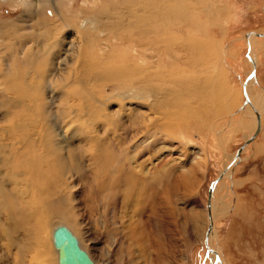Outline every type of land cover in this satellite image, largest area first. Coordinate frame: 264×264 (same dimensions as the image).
I'll use <instances>...</instances> for the list:
<instances>
[{"label": "rangeland", "instance_id": "rangeland-1", "mask_svg": "<svg viewBox=\"0 0 264 264\" xmlns=\"http://www.w3.org/2000/svg\"><path fill=\"white\" fill-rule=\"evenodd\" d=\"M30 1L32 4L33 2L36 4L33 7L37 10L36 13H31L28 8H24L25 5L21 4L20 0H0V23L15 22V26H18L14 32L8 34L5 40L1 41L0 37V46L4 48V58H1L2 51L0 49V75L3 76V79L10 80L19 67L23 66L20 52L23 51L22 46L24 45L20 43L31 41L40 44L43 42L44 37L40 35L41 25H38L39 19L49 24V27L52 26L53 32L55 31L54 33L57 35L55 38H51L50 42L46 39L45 43L52 44L57 39H61V41L63 39L64 42L62 41L58 50L53 51V61L49 75L46 76L45 89L37 91L32 99L28 100L32 101L35 98L32 102L36 103H32L34 107L31 108L34 111L36 108L38 111L35 116L31 110L24 113V108H13L6 100L0 99V136L4 137L0 143L2 142L5 147V144L9 143L1 129L11 130L14 124L23 118L30 119L28 121L31 123L30 127L33 128H21L18 135L30 134L33 129L40 128L41 134L43 136L47 134V139H50L49 133L52 134V130L49 127V122H51L56 129L64 128L62 131L66 135L61 132L60 135L67 137L65 143L60 147L52 145L51 139L48 145L49 150L53 151L56 158H61L57 165L58 173L59 169L64 166L65 168L61 170L58 177L51 179L52 182L55 180L53 183L55 190H51L48 197L42 198L40 203H36L38 207L47 211L45 219L41 217V214H33L31 207L16 193L11 196L8 191L11 187L7 185L6 180H2L7 187L3 189L0 196L1 204H3L2 212L0 210V227L3 226L11 231L10 237L15 238L16 243L20 245L27 243L26 248L30 251L29 248L33 247V241L29 239L30 231L26 232V229L35 226L37 227L36 234L45 236L48 223L56 225V223L68 221L67 217L70 212L67 211L69 209L67 207L71 205L72 208L74 207L73 212L76 214L77 225L71 224L80 234L83 247L92 255L97 264H220L211 259L205 251L204 241L209 224L206 206L208 187L211 181L215 180L233 161L237 147L254 131L250 112L253 109L255 112V108H257L262 115L263 128L255 136L251 145L242 151L241 160L234 166L231 174L223 179L225 182L217 188L212 201L214 203L212 210L218 213L215 224L216 235L220 252H223L226 257V264H264V94H257L255 101H251L248 105L249 113H235L245 101L243 85L251 72L250 51L245 36L252 31L264 32V0ZM156 1L160 3L156 4ZM48 2L49 4H47ZM177 2H179V8L176 13L173 16L164 17L167 8L170 5L176 6ZM132 8L139 14L137 17L126 16L125 12ZM140 9L143 10H141L142 13ZM58 10L60 11L58 12ZM104 12L121 20L116 23V26L111 25L107 29L101 28L98 30L100 34L98 33L97 36L86 31L85 25L82 24L80 27L79 23L83 18H100L105 14ZM183 15L186 20L181 18ZM140 16H143V19ZM81 17L82 19H80ZM128 17L132 19L129 20ZM163 17L165 20L161 19ZM117 19L115 20L118 21ZM187 21L192 23H185ZM65 23L70 26H65L63 29L62 25ZM143 23L152 30L154 27L158 28L157 24L166 30L156 32L154 29L156 33L152 32L148 35L147 33H135L140 27L145 26ZM78 31L82 32L84 36L86 34L84 38L90 39V35L94 39H87V43L83 42L84 45L81 48L84 50L79 55L82 60L80 68L74 66L72 69L69 67L73 64L72 49L78 47L80 42L77 37ZM183 31L185 40H190L196 49L195 51L190 50L191 52L186 56L184 53L177 55L184 57L183 61L188 57H193L195 64L192 62L191 65L187 64L185 60L182 65L172 56L170 58L162 53L163 49L167 47L165 44L170 41L183 45ZM151 37L153 38L151 39ZM257 39H261V37ZM8 44H14L16 48L20 46V48L9 55L11 46ZM6 45L10 46L7 47L8 51L5 49ZM255 47L252 51L254 58L258 59L257 62L255 60L256 77L264 88V40L257 43ZM17 56L19 57L17 58ZM164 56L166 58L162 60ZM149 58H152L151 61L154 63L149 61ZM40 60L39 65L42 70L44 66L41 64L42 59ZM74 68L75 71L81 73L86 85L82 84L83 86L79 87L73 83L71 85V80L72 82L77 81V78L71 75ZM158 69L170 71V73L159 74ZM152 72L158 74L150 76ZM5 73L13 76L6 78ZM166 74L172 77L171 80L175 81L174 84L170 78L165 76ZM252 81V79L248 81L246 89L252 84ZM171 85L177 87L170 94L165 106L173 107L174 105L175 108L183 110H189L191 107L192 111H197V115L191 114L190 119L180 118L179 122L172 119L171 116L162 118V121L159 120L160 124L169 121L175 123L174 125L177 127L175 131L170 130L171 126L164 129L167 136H170L167 137L168 139L162 138V143L155 145L158 146L155 150L159 153H155L153 158L155 161L149 164L151 167V164H156L160 160L164 162L159 176L160 189L157 191L159 193L156 194L155 191L152 192L149 189L143 195L142 201L147 200L148 205H141V199L138 200L139 205L136 202L126 205L122 202V187L113 184L111 180L115 170L112 165L109 166L112 162H107L104 159L100 161L99 157L90 155L89 148L92 141L88 139L89 134L82 126L83 124L78 127L73 126L69 131L66 130L71 118V109L69 108L72 106L79 108L90 98V100L99 101L100 106L109 104L110 111L115 114L113 118L115 119L116 116L118 119L119 117V123L124 126L120 125L119 133L115 134L113 140L115 142L123 141V136L126 135L125 128H135L138 125L131 126V121L126 115L128 113L122 112L123 109L119 108L120 102L123 105H129L130 102H134L133 96H136V99H142L146 104H149L152 98L143 96L142 89L144 87H157L159 91H163V89L172 88ZM82 91L86 94L85 97ZM128 92H131L128 98L123 100L119 97V94ZM82 94L83 96H81ZM250 95L249 91V97ZM18 103L21 104V101ZM42 104L44 105L42 106ZM22 105L25 106V104ZM44 106L45 109L47 108L46 110ZM229 111L232 113L230 114ZM147 114L149 116V112ZM66 115H69L70 118H65ZM254 116L256 117L255 113ZM85 121L88 122V119L85 118ZM98 130L101 132L100 137L102 138H112L113 136L110 132H107L110 133L109 135L105 133L103 123L98 126ZM227 132L230 136L225 143H222L218 138ZM126 139L133 140L132 136H128ZM123 142L126 144L130 141ZM103 146H107V144ZM5 147L1 148L2 152L6 150ZM33 149L32 153L36 155L33 161L38 164L39 158ZM57 149L61 152L59 156L56 155ZM129 157H132V154ZM147 157L148 154L141 155L143 160ZM95 158L98 161H94ZM17 160L19 161V158L15 157L12 161L17 163ZM76 161H79L80 165L75 166L69 163H77ZM55 164L56 162L53 163V167ZM67 169L71 172L68 173ZM151 180L153 178L149 177L148 182ZM42 201H47V207L42 206ZM30 204L35 205V201L30 200ZM132 205L136 206L138 213L133 211ZM151 205L154 210L151 209ZM152 213L159 217L157 227H153L155 223L151 219ZM11 219L12 222H7ZM21 222L25 227L19 228V225H22ZM14 224L17 229H14ZM3 230V228L0 230V238ZM2 242L4 248L1 249L0 264H20L21 261H18V257L13 259L14 253L12 256L7 254L9 247L7 240L4 239ZM32 255L33 253L30 252V256Z\"/></svg>", "mask_w": 264, "mask_h": 264}, {"label": "bare ground", "instance_id": "bare-ground-1", "mask_svg": "<svg viewBox=\"0 0 264 264\" xmlns=\"http://www.w3.org/2000/svg\"><path fill=\"white\" fill-rule=\"evenodd\" d=\"M20 1H21V4L25 5L24 8L25 7L28 8V11H30L31 13H36L37 10L35 8H33L36 5V4H34V2L32 4V2L30 0H20ZM42 1L47 2L48 0H42ZM149 1H152V0H149ZM40 2H41V0H40ZM86 2H87V0H86ZM53 3H56V2H53ZM146 3H148V2H146ZM158 3H160V2H157L156 1V4H158ZM178 3L179 2H177V5L176 6L170 5V7L167 8V12H166V15H164V17H166L167 15L173 16L176 13V11L178 10V8H179L178 7L179 6ZM47 4H49V2ZM152 4H154V3H152ZM41 5L43 6V4H41ZM167 5H169V4H167ZM144 8H145V6H144ZM144 8H143V10H144ZM157 9H159L158 6H157ZM141 10L142 9H140V11ZM59 11L60 10H58V12ZM142 11H141V13H142ZM61 12L64 13L63 11H61ZM146 12H147V10H146ZM159 12L162 13L161 11H159ZM181 12H180V14H181ZM190 13H191V9H190ZM125 14H126V16H132V17H137L139 15L133 8L130 9V10L128 9L125 12ZM184 14H185V12H184ZM164 17L161 18V19H164ZM183 17H184V15L181 18H183ZM188 17L190 18V16H188ZM169 18H172V17H169ZM80 19H82V17ZM115 19H117V18H113L112 16H109L108 14L105 13V14L101 15L100 18H96V17H88V18L86 17L85 19L83 18V20L79 23V25H80V27H81L82 24L85 25L86 31L92 33L93 36H97L98 33L100 34V31H98V30H101V28H105V29L110 28L109 26H111V25L116 26V23H119V21L121 20V19L120 20L117 19L118 21H116ZM128 19H129V17H128ZM130 19H132V18L130 17ZM183 19L186 20L185 18H183ZM124 20H125V16H124ZM153 21H154V19H153ZM177 21H178V19H177ZM191 21H187L185 23H188V22H191ZM38 22H39L38 25H41L40 29L42 30V32L40 33V35H41V37H42V35L44 37L43 42H41L40 44H37L36 42H33L32 43L31 41L20 43L21 45L22 44L24 45V46H22L23 47V51L20 52V50H19V52H20V54H21V56L23 58V60L21 61V63H23V66L19 67V69L17 70V72H15V75L14 76L11 75V74H7L6 75V73H5L6 78H7V76H8V78H10L11 76H13V78H11L10 80L7 79V81H5L3 79V76L0 75V99L1 100H6L13 108H21V109L24 108L23 109L24 110V113H25V111L28 112V110H31L33 104L36 103V102L35 103L32 102L33 100H35V98L32 101H28V100L32 99V97L36 94L37 91H42L43 89H45L46 76L49 75L48 73H49V71L51 69L50 66L52 65V61H53V59H52V57H53L52 55H54L53 54V51L58 50V47H61L60 45H61V43L63 41V39L61 41V39L59 38L60 40L57 39L54 42L51 41V42H53L52 44H50L48 42L45 43L44 41L46 39L50 42L51 38H55L57 35L54 33L55 31L53 32L54 28L52 26L49 27V24H46L43 20L40 21V19H39ZM135 22H137V21H135ZM127 23H128V21H127ZM15 25H16L15 22L0 23V37H1V41L2 40H5L7 38V36H8V34L10 35L12 32H14L17 29L18 26L16 27ZM143 25H145V24L143 23ZM154 25H155V23H154ZM65 26H68L69 27L70 25L68 23H65V25L64 24L62 25V28L64 29ZM131 26H132V24H131ZM168 26H170V25H168ZM157 27L158 28H155L154 27L153 30H152V29H150V27L148 28L145 25L144 27H140V28L138 27L139 29L135 33H137V34L147 33V35H148V34H150L152 32L156 33L157 31L160 32V31L166 30L163 27H159V24H157ZM171 27H172V25H171ZM58 28H60V27H58ZM180 28H182V26H180ZM154 29H156V32L154 31ZM43 31H45V32H43ZM186 31H187V29H186ZM175 33H176V31H175ZM183 34H184V39H183L184 40V43H183V45H178L174 41H170V42L167 41L168 43L165 44V45H167V47L165 49H163V52L162 53L165 56L166 55L169 56V57L172 56L173 59L178 60V62H181L182 65L185 63V60H186L187 64H190L191 65V62L195 64L193 57H188L187 59H185L183 61L182 58H184V57H182L181 55H177L179 53H184V55L186 56L187 54H189V52L192 51V49H193V51H195V49H196L194 47L195 45L192 44V42L190 40H185V33H184V31H183ZM20 36H22V35H20ZM85 36H86V34H85ZM85 36H84V34L82 32L78 31L77 37H78V39H80V42L78 41L79 42L78 43V45H79L78 47L72 49L73 50V53H71V55H74V57H73V64L71 66L68 65L71 68L74 67V66H77L78 68H80V65L82 63V60H80L79 55L82 54L83 53L82 50H84L81 47H82V45H84L83 42L86 41V43H87V39H88V37L87 38H84ZM93 36H92V38H93ZM151 36H152V34H151ZM261 36L264 37V33H258V32H255V31L248 32L246 34V36H245V39L248 41V43H250V47H251V48L249 47V49L251 51V54L250 55L248 54V55H249L250 65H251V69L250 70L252 71V69H253L254 70V73L252 74L251 72H249L250 75L245 80V83L243 85L244 86L245 101L243 103V106L240 107L237 110V112H235V113H240V114H242V112L249 113L250 110L248 108V105L251 103V101L252 102L255 101L257 94H259V93H263L264 94V88L259 84V82L257 80V77H256V62L258 61V59L254 58L253 51H252L254 48H256L255 45L257 43H259L260 41L264 40V38H262ZM259 37H261V39H257ZM82 38H84V39H82ZM89 38L90 39H88V40H92V38L90 37V35H89ZM152 38L153 37H151V39ZM151 39H150V41H151ZM180 39H182V37H180ZM16 41L15 42L13 41V42L14 43H17ZM132 41L134 42V40H132ZM164 41H165V39H164ZM140 42H141V40H140ZM145 42H147V41H145ZM42 44H43V46H42ZM48 44H49V46H48ZM8 45H10V44H8ZM159 45L161 46V44H159ZM10 46H11V48L9 49V51H10L9 55L13 54L14 52H16V49H19L20 48V46H18L16 48V46L14 44H11ZM10 46H7L6 45L5 46V49L7 50V47H10ZM162 46H163V44H162ZM154 47H155V45H154ZM0 49L2 51L1 58H4V56H3L4 48L0 46ZM102 49H104V48H102ZM194 53H196V52H194ZM203 53H205V52H203ZM192 54H193V52H192ZM219 54L221 56V53H219ZM149 55H151V54H149ZM153 56L155 57V55H153ZM165 56L162 57V60L164 58H166ZM18 57L19 56H17V58ZM172 57H170V58H172ZM38 59L39 60L42 59V63L40 62L44 66V67H42V70L40 69V65H39V60ZM151 59L149 61H151ZM65 60H66V58L64 59V61ZM255 60H256V62H255ZM220 61H221V59H220ZM151 62H153V61H151ZM68 64H69V62H68ZM65 66L67 67L66 64H65ZM174 67H175V65H174ZM174 67H173V69H174ZM177 67H178V65H177ZM155 68L157 69V66ZM166 68H167V66H166ZM0 71H1V65H0ZM69 72H71V71L69 70ZM164 72L170 73V71H164L163 69H160L158 71L159 74H161V73L165 74ZM155 73L158 74L157 72H155ZM155 73L152 72L150 74V76H156ZM60 74H62V73H60ZM171 74H172V72H171ZM71 75L74 76L75 78H77V81H73L72 82V80H71V85L73 83V84L77 85V87H79L82 84H84V85L87 84V83L86 84L84 83V81H83L84 79H83V77H81V73L80 72L78 73L77 71H75V68H74V71H72V74ZM93 75L95 76V74H93ZM165 76L167 78H170V80L172 78L170 75L167 76V74ZM250 79L253 80L252 81V84H250L247 87V89H246V84L248 83V81ZM171 82L174 84L175 81L174 80H171ZM253 84H254V86H252ZM181 85H182V83H181ZM166 86H168V85H166ZM171 86H172V88H170V89H167L166 88L165 90L163 89V91H159L157 89V87L156 88H152V87H147L146 88V87H144V89L145 88L146 89L145 90L142 89V91L144 92V93H142L143 96H145L146 98H147V96H149L150 98H152V101L149 104H146V102H144V100H142V99L141 100L136 99L135 98L136 96H133L134 97L133 98L134 99V102H130L131 104H129V105H123L122 102H120L119 108H120V110L123 109V110H121L122 112H127L128 113L126 115H127V118L131 121V126L132 125H136V124L138 125V127H135V128L132 127L133 129L130 128V127L125 128L126 135L123 136L124 137L123 141H126V142L127 141H130L129 143H126V144H124V142L123 141H120V140L118 142H115L113 140V139H115L114 136L118 132V130H119L118 128H120V125L122 127H124V126L119 123V121H120V120H118L119 117H118V119L116 118V116H115V119L113 118L115 114L110 111L109 104H105L103 106H100V102L99 101L90 100L91 98L89 97L90 99H87L85 101V103H82L83 106L80 105L79 108H76L74 106H72L71 108H69V106H68V108L71 109V111H70L71 118H70L69 115H66L65 116V118H70V120L68 122L69 125H67V129L66 130L69 131L71 128H73V126L78 127L81 124H83L82 126L84 127V129H86V131L89 134V138L88 139L92 141V144H91V146L89 148L90 155L91 156H94L95 155L96 158L99 157L98 159H100V161H101V159H104L107 162H110V161L112 162L109 166L112 165V167H114L115 170H114L113 175L111 176V180H112L113 184H116L117 186L122 187V189H123L122 190V195H123V201L122 202L124 204H126V205L127 204H131L133 202H136V204L139 205V201L138 200H140V199H141V201H140L141 205H143V206L148 205V201L147 200L142 201L143 195L149 189L152 192L155 191L156 194L159 193V192H157L160 189V186H159V184H160L159 183V181H160L159 176H160L161 167L164 165V162H163V160H160V161L156 162V164H151V167L149 166V164L150 163H153V161H155L153 158L155 156V153L158 152L157 150H155V149H157L156 147H158V146H155V145H159L160 142L162 141L161 140L162 138L165 139L168 136H170V135L167 136V134L164 132V129H166L167 127L171 126V129H170L171 131L177 130V127L174 125L175 123H170L169 121H167L166 123H161L160 124L159 123V120H161L162 118H168V116L169 117L171 116L172 119H176L177 122H179L180 118L190 119L191 118L190 117L191 114L192 115L195 114V116L197 115V111H192V108L191 107H190L189 110H183V109L175 108L174 105H173V107L165 106V104L167 102V99L169 98L170 94L173 93L176 90V87H177L176 85H171ZM75 88H76V86H75ZM163 88H165V87H163ZM87 90H88V88H87ZM89 91H90V89H89ZM249 91L251 92L250 97H249ZM138 92H140V91H138ZM62 93H64V92H62ZM82 93H83V91H82ZM83 94H85V93H83ZM83 94L81 96H83ZM130 95H131V92H128V93H124V94H119V97L123 98V100H124V99H126V97L128 98ZM85 96H86V94L84 95V97ZM39 98H41V97H39ZM180 100H182V99H180ZM19 101H21V104L18 103ZM64 103H66V102H64ZM22 104H25V106L22 105ZM43 105L44 104H42V106ZM38 106H36V107H38ZM127 107H129V108H127ZM162 108H165V109H162ZM44 109H45V106H44ZM185 109H187V108H185ZM40 110H42V109H40ZM64 110H66V109H64ZM253 110H251L250 113L252 115H250V116H251V118L253 120V123H254V130L257 127H259V128L256 131V133L253 135L252 140L249 141L248 143H246L243 146V148L240 151L239 156L236 158V160L234 161V159H233V161H231L228 164V166L214 180L213 187H212V191H211V195H210V199H209L210 208H209V212H208V218H209L210 228L207 229V231H206V240L204 241V243L206 245L205 251H206V253L209 255V257L211 259H213L215 261H218L220 264H226V257L224 256V253L223 252H220V246L218 244V238H217V235H216V228H215L216 218L218 217V213H217V211L215 213L212 210V205L214 204V203H212V201L214 200V194H215L217 188L225 182L223 179L226 178V177H228L231 174V171L233 170L234 166L241 160V158H242L241 157L242 151H244V149L248 145H251V143L255 139V136L259 133L260 130H262V115H261V112L257 108H255V112ZM31 111L34 112V116H35V113L38 112V111H36V108H35V111L34 110H31ZM48 111H50V110H48ZM230 111H229V113L231 114L232 112H230ZM148 112H149V116L147 114ZM254 113H255L256 117L254 116ZM257 116H259V117H257ZM85 118L88 119V122L85 121ZM258 118H259V120H258ZM255 119L257 120V123H256V120ZM28 120H30V119L23 118V119L17 121L14 124V127L11 130H5L4 128L1 129V131L3 132V134L6 136V140H8L9 143L5 144L6 147L4 146V144L2 142L0 143V154H1L0 155V196H1V193L3 192V189L5 187H7V185L10 186L11 188L8 191L10 192V195L11 196H13L14 193H16L20 198H23L26 201V203H27V205L29 207H31V211H32L33 214H41V217H43L45 219L46 218V215H47V211L45 209H42L41 207H38L36 205V203H40L42 198L48 197L50 195V191L51 190H55V189H53L54 188L53 183L55 182V180H54V182H52L51 179L58 177V175L60 174L61 170L63 168H65V166H64L62 169H59V173H58L57 165L59 164V161L61 160V158L60 157H59V159H58V157L56 158V156L53 153V151H50L49 150L48 145L50 144V142L52 140V145L59 146L60 147V146H62V144L65 143L67 137H63V136L60 135V132H61V134L66 135L62 131L64 128L62 130L57 128L58 129L57 130L56 127H54L51 122H49V127L52 130V134H53L52 135V134L49 133V138L51 140L50 139H47V134H44V136H43V134H41L40 128L33 129L32 133H30V134L18 135V132H19V130L21 128H24L25 127L26 129H28L30 127V124L31 123ZM102 123H103V126L105 127V133H107V132L112 133L113 134L112 138L107 137L105 139V138L100 137L101 136V134H100L101 132L98 130V126H101ZM106 124H108L109 126L108 127L105 126ZM30 128H33V127H30ZM10 134H12V135H10ZM102 136H103V134H102ZM128 136H132L133 140L126 139V137L128 138ZM229 136L230 135L227 132V134L220 136V138H218V139L222 143H225V141L229 138ZM3 139H4V137L3 136H0V140L3 141ZM30 143H33V144H30ZM104 144H107V146H103ZM2 147L3 148L4 147L6 148V150L3 151V152L1 150ZM34 147H35V149H33ZM32 149L35 150L36 153H37V156L39 158L38 164L33 161V158H35L36 155L34 153H32ZM58 149L56 150V155L57 156L61 155L60 154L61 152ZM6 154H7V156H5ZM131 154H132V157H129V155H131ZM145 154H148V157L146 159H144V160L141 159V155L143 156ZM15 157H18L19 158V161L17 160V163L19 162L18 165H16L17 164L16 162H15L16 163L15 164L12 161V160H14ZM98 159H96L94 161H98ZM55 162H56V164L54 165L55 167H53V163H55ZM76 162L77 163H72V162H69V163L72 164V165H75V166L80 165L79 164V161H76ZM70 172L71 171H69L68 173H70ZM149 177L150 178L151 177L153 178V180H151V182H148V178ZM2 180H4V181L6 180L8 182L7 185L5 183H3ZM60 189H63V188H60ZM32 199L35 201V205H31L30 204V200H32ZM42 202H43V205L42 206L43 207H45V206L47 207V201H42ZM2 206H3V204H1V201H0V210H1ZM67 208H69L67 211L70 212L68 214V217H67L68 218V221L56 223V225H58V224H65L76 235L80 246L82 248H84L83 245H82V243H81V241H80V240H82V239H80L81 236L76 231V228L74 227V226L77 225V222L75 220V218H76L75 215L76 214L73 212L74 211L73 210L74 207L72 208L71 205H70ZM152 208H153V205H151V209ZM16 210H17V208H16ZM153 210H154V208H153ZM133 211H136L137 213L139 212L137 210L136 206L135 207L133 206ZM141 211H142V209H141ZM207 211H208V208H207ZM1 212H2V210H1ZM6 212H8V211H6ZM8 218H10V217H8ZM12 219H11V221H8L7 220V222H9V223L12 222ZM151 219L155 223V226H153V227H157V222L159 223V221H158L159 217H156L155 216V213H152ZM22 223L23 222H21V224ZM71 223H73L74 226ZM56 225L55 224L53 225L51 223H48L47 226H46L47 227V233L46 234L44 233L45 236H41V235H39V233L36 234L37 227H35V226L28 227L26 229V232H27V230L30 231L29 239L33 241V244H32L33 247L32 248H29L30 251H28L27 248H26L27 247L26 246L27 243L26 244L23 243L22 245L16 243L17 241L16 242L14 241L15 238L13 239L12 237H10L11 231L5 229L3 226L0 227V230L2 228L4 229L3 231H1L2 236L0 238V257L2 255L1 254V252H2L1 249L3 250V248H4L3 247L2 240L5 239L8 242V245L7 246H9L8 247V251H7L8 252L7 254L9 256H12L13 253H14V256H13L14 258L13 259H15L16 257H18L19 260L18 259L17 260L18 261H21L20 264H59L58 263V251H57V248L54 246L53 240H52V230H53V228ZM23 227H25V226H23V224L22 225H19V228H23ZM14 229H17V226L15 224H14ZM158 231H160V230H158ZM17 236H19V235H17ZM215 251H217L218 258H216V254H215L216 252ZM25 252L26 253L29 252V253L26 254ZM30 252L33 253L32 256H30ZM88 254L93 259L92 255L89 252H88ZM93 261H94V259H93ZM94 263L97 264L95 261H94Z\"/></svg>", "mask_w": 264, "mask_h": 264}, {"label": "water", "instance_id": "water-1", "mask_svg": "<svg viewBox=\"0 0 264 264\" xmlns=\"http://www.w3.org/2000/svg\"><path fill=\"white\" fill-rule=\"evenodd\" d=\"M251 73H254L252 69ZM259 117V116H257ZM259 120V118H258ZM259 127H257L247 139L241 143L235 153L234 161L239 156L240 151L242 150L243 146L252 140L253 135L256 133ZM217 178V177H216ZM213 181L209 184L208 187V196L206 206L210 208L209 199L213 187ZM207 228H210V223L208 224ZM52 240L54 246L57 248L58 251V263L59 264H95L91 256L88 252L82 248L78 242L76 235L65 225V224H58L52 230ZM216 258H218L217 251Z\"/></svg>", "mask_w": 264, "mask_h": 264}, {"label": "flooded vegetation", "instance_id": "flooded-vegetation-1", "mask_svg": "<svg viewBox=\"0 0 264 264\" xmlns=\"http://www.w3.org/2000/svg\"><path fill=\"white\" fill-rule=\"evenodd\" d=\"M258 33H264V32H258ZM262 37V36H261ZM246 43L248 44V48L250 47V43H248V41L246 40ZM251 48V47H250ZM249 51H250V49H249ZM250 54H251V51L249 52ZM258 80V79H257ZM258 82H259V80H258ZM262 85V84H261ZM262 128H263V126H262Z\"/></svg>", "mask_w": 264, "mask_h": 264}]
</instances>
